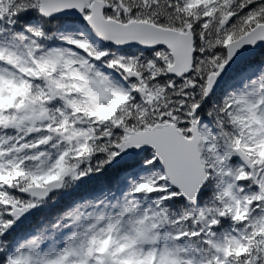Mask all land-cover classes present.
<instances>
[{
  "label": "snow or ice",
  "instance_id": "6c2138e0",
  "mask_svg": "<svg viewBox=\"0 0 264 264\" xmlns=\"http://www.w3.org/2000/svg\"><path fill=\"white\" fill-rule=\"evenodd\" d=\"M0 264H264V0H0Z\"/></svg>",
  "mask_w": 264,
  "mask_h": 264
}]
</instances>
